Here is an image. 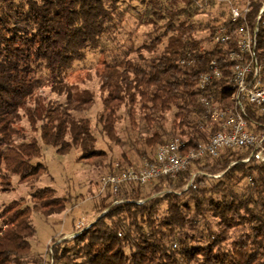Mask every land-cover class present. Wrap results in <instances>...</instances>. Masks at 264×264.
<instances>
[{
  "label": "trees",
  "instance_id": "1",
  "mask_svg": "<svg viewBox=\"0 0 264 264\" xmlns=\"http://www.w3.org/2000/svg\"><path fill=\"white\" fill-rule=\"evenodd\" d=\"M119 1L0 0V179L8 173L21 181L38 178L45 168L38 160L43 145L60 153L79 149V159L103 155L94 148L88 120L75 119L70 112L86 110L93 94L87 89L72 93L71 85L63 83L65 73L85 60L88 50L99 49L103 55L97 72L99 131L117 145L127 143L139 160H152L156 147L169 136L182 138L185 151L217 129L199 98L211 94L219 107L230 103L231 63L225 55L234 47L238 24L230 20L229 10L226 16L221 10L206 21V32L200 36L193 18L198 13L195 0H139L141 10L131 2L121 8ZM250 1L248 24L253 27L261 2ZM129 9L136 10L137 26H151L148 38L137 46L129 39L130 46H114L108 54L101 44ZM220 24L229 28L230 39L213 45L212 33ZM257 39L264 56L261 25ZM212 59L219 62L222 76L204 92L198 88V76ZM40 67L58 85V92L65 91L66 104L41 105L35 100L32 108L28 105L45 83L36 76ZM121 106L127 109L125 140L115 127ZM21 111L30 124L41 121L42 145L35 139L14 143ZM244 156L228 149L217 157L194 160L175 177L123 183L116 193L110 187L99 189L92 223L82 230L73 224L74 236L51 239L50 253L33 248L32 214H61L71 198L57 195L52 186L39 187L29 198L2 207L0 264H264V165L242 162ZM120 157L119 167L140 165L132 164L126 152ZM192 165L220 175H199L188 184ZM161 189L169 192L151 197Z\"/></svg>",
  "mask_w": 264,
  "mask_h": 264
},
{
  "label": "rangeland",
  "instance_id": "2",
  "mask_svg": "<svg viewBox=\"0 0 264 264\" xmlns=\"http://www.w3.org/2000/svg\"><path fill=\"white\" fill-rule=\"evenodd\" d=\"M131 2L138 10H141L142 6L139 0H120L121 8ZM197 6L198 13L193 17L197 20V28L201 30L198 32L204 35L205 22L217 17L221 10H224L226 16L228 12L227 0H195L194 7ZM136 10L129 9L126 13L124 20L120 23L119 27L107 35L101 44V48L107 49L108 54L111 53L112 47L119 50L130 46V40L134 42L135 46L141 44L148 36L146 33L151 29L150 25H138ZM224 16V17H225ZM137 26V27H136ZM136 30L135 35H131V32ZM130 33V35H129ZM103 55L100 54L99 49L88 50L86 59L76 63L69 71H67L63 77V83L71 85L70 91L74 93L78 90L87 89L93 94V100L91 105L86 110L75 111L71 110V115L75 119L85 118L88 120L89 127L93 133L94 148L102 150L103 155L92 156L89 158L79 159V149H71L66 153L56 152L51 146L43 145L42 155L38 158L45 166L38 176V178L28 179L27 181L19 180L17 174L8 173V178L0 179V211L2 207L14 199L20 197L29 198V194L42 186H52L56 189V194L62 195L67 198L68 206L65 212L61 214H55L49 218L43 217L41 214H32V223L35 227V240L32 242L33 248L40 252L50 253L48 242L53 238H59L58 240L66 237H72L76 231H73L74 226L76 229L82 230L89 226L95 217L92 206H94L97 198L100 197V178L111 170L114 163H121V152H126L130 158V161L134 165L141 164V160L133 154V151L129 149V146L117 145L114 140L108 139L102 135L99 131V125L97 124V113L102 109L101 104V92L98 84V71L102 69ZM36 76L45 81L44 85L39 87L34 99L29 102L31 108L34 106L36 100L41 105H48V102H59L66 104V93L58 92L56 83L51 82V77L44 68H39L36 72ZM124 106L119 107L118 113L119 121L116 122L115 127L120 140H125L126 132L124 127L127 124L126 111ZM21 120L16 123L18 128L17 135L14 137V143H20L21 141L37 140L41 145L39 126L41 121L37 120L35 124H30L27 116L21 111ZM170 121V120H169ZM169 121L166 125H169ZM177 138L179 141L182 139L179 136H169L166 141ZM165 142V141H164ZM143 161V160H142ZM192 164V163H191ZM125 166V163L123 164ZM190 166L188 172L190 177L188 184H190L199 175H208L218 177L220 173L211 174L204 170H197ZM156 181V180H155ZM187 184V185H188ZM186 185V186H187ZM186 188V187H185ZM149 189V187L145 188ZM149 192V191H148ZM164 189L157 192L153 196L162 194ZM109 200H106V204ZM105 210L101 214H103ZM100 214V215H101ZM56 220V221H55ZM74 224V226H73ZM48 246V247H47Z\"/></svg>",
  "mask_w": 264,
  "mask_h": 264
},
{
  "label": "built area",
  "instance_id": "3",
  "mask_svg": "<svg viewBox=\"0 0 264 264\" xmlns=\"http://www.w3.org/2000/svg\"><path fill=\"white\" fill-rule=\"evenodd\" d=\"M236 4L227 0L230 20L237 22L235 44L226 52L231 63L227 85L231 90L230 103L219 107L212 102L211 94H201L205 116L215 122L217 129L203 142L182 150V143L174 138L158 145L152 160H143L138 167H119L100 178V191L110 187L116 193L123 183L145 184L160 177H175L194 160L204 155L217 157L228 149L245 154L242 162L255 160L264 165V56L257 49V31L264 27L262 14L264 0L255 16L253 27L248 24L250 0H239ZM230 39L229 28L218 25L212 33L211 44L225 45ZM222 76V68L216 59L207 64V70L198 76V88L206 91L213 80Z\"/></svg>",
  "mask_w": 264,
  "mask_h": 264
}]
</instances>
